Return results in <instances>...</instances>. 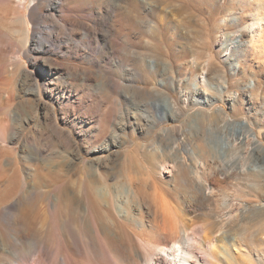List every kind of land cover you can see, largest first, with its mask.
<instances>
[{"label":"rangeland","instance_id":"rangeland-1","mask_svg":"<svg viewBox=\"0 0 264 264\" xmlns=\"http://www.w3.org/2000/svg\"><path fill=\"white\" fill-rule=\"evenodd\" d=\"M33 2L0 0V68L13 67L18 56L24 64L15 65L16 77L0 73V264H35L32 240L44 253L40 258L45 263L47 250L59 264H103L99 240L120 245L126 254L140 249L130 233L145 238L153 233L140 230L130 218L103 210L91 187L110 189L114 201L132 209L137 205L135 189L146 203L153 201L151 192L165 190L173 204L186 205L193 193L190 169L160 174L157 167V148L167 144L188 146L203 139L217 143L227 135L242 138L254 130L257 141L251 140L240 156L231 159H245L246 167L254 166L257 173H229L212 186L210 208L222 212L233 203L234 213H240L241 206L247 211L260 204L264 41L251 46L240 42L238 19L248 30L244 38L250 39L254 21L264 22V0H122L116 5L110 0H73L70 5L78 6L76 12L55 17L46 15L50 0H43L42 24L78 45L70 55L32 52L31 24L28 43L21 46L23 34L14 6L24 3L28 14ZM72 20L86 23L93 32L71 25ZM43 57L56 60L62 71L75 68L77 75L62 73L58 84L52 80L48 89L43 88L39 64ZM235 60L238 70L233 68ZM202 75L212 82L227 77L223 99L215 103L227 113L223 137L217 127L224 123L221 117L198 116L196 107L183 103L188 81ZM255 77L262 81L260 87L247 90L244 85ZM236 92L243 104L233 110L227 97ZM167 95L176 99L174 115L169 113ZM161 107L167 112L162 113ZM131 178L135 186L129 191ZM152 178L153 185L148 184ZM68 195L76 200L68 201ZM80 202L88 208L86 216L78 210ZM202 213L199 219L183 218L190 224L188 232L198 223L219 227L214 217ZM236 216L223 229L224 239L217 241L225 249L215 247L222 255L216 262L257 264L255 258L264 250V212L248 210ZM94 220L100 227L98 238L89 230ZM194 248L204 253L197 245ZM140 250L165 256L158 249Z\"/></svg>","mask_w":264,"mask_h":264},{"label":"bare ground","instance_id":"bare-ground-1","mask_svg":"<svg viewBox=\"0 0 264 264\" xmlns=\"http://www.w3.org/2000/svg\"><path fill=\"white\" fill-rule=\"evenodd\" d=\"M32 1L34 2L30 6L28 14L26 13V6L24 5V3H19V4L17 3L14 6L15 8L14 13L16 12L14 17L15 20H18L21 23L20 26L21 30L19 31H21L23 34V36H21L23 38V39L21 38L23 40L22 42L23 45L21 44L20 45L23 46V48L27 45L29 33H30L29 24H31L33 27V32H32L33 39L31 44L32 52H37V53L60 52L61 54L64 55H70L75 53V48L78 45H75L74 43H70L68 40L64 41L62 37L55 32V29L53 27H50L47 24L44 25L42 24V22L44 21V16L46 15L52 17L53 16L55 17L57 15L64 16L71 12H76L77 11L76 7L78 6L77 5L73 6V4L70 5L73 0H50V2L47 4L48 11L46 15H44V13L40 11L43 5V0H32ZM118 1H122V0H110V3H114V5H116ZM78 5H82V4L79 3ZM107 15H110V12H108ZM238 21L242 26V28L239 30V36H238L240 42L242 43L246 42L249 46H251L255 42L261 43V41H264V22L262 20L254 21L253 25L249 29L250 39L244 38L248 33V30L246 31L245 27L243 26L244 21L241 19H238ZM70 24L74 26L77 25L81 26V28L88 31L89 34L93 32L92 28L89 25H87L84 22H79V20H74V21L72 20ZM69 37H73L72 33L69 34ZM35 58L37 59H35L34 62L38 64L37 61H39L40 59L38 57ZM41 60L42 62H40L39 64L41 65L42 68L41 83L43 88L48 89L49 84L52 82V80L55 83H57L62 73L70 77H75L77 75L75 68H72L67 72L62 71L61 69H57L59 68L57 66L59 64H57L56 60L50 57L49 58L43 57V59ZM21 62H22L21 58L20 56H18L16 58L15 65L19 63L20 64L19 67L21 65L24 66V64ZM234 63L236 64H234L233 68L236 70L240 66L238 61L235 60ZM15 65L13 67L10 66H7L5 68L1 67L0 73L3 70L4 74H9L10 76L12 75L14 76L16 74L15 70L17 68V67L14 68ZM55 73L57 76H54ZM252 74H255V72ZM226 78L227 77H223L221 81L212 82L204 75H202L201 78L196 77L195 79L188 81L187 83L188 90L187 92H183L182 94V96L184 97L183 98L184 105L186 104L187 108L196 107V113L198 114V116L210 114L212 116L215 117L219 116L222 118L221 119L222 123L224 122L225 124L223 123V125H219V126L217 125L220 132H222V134L224 133L223 135L220 134L222 135L221 137L226 135L225 132L227 129V120L226 119L224 120V117L225 115H227V113L223 106H221L220 108H215V103L218 100L223 99L222 98L223 94H225L228 88V81ZM252 79L253 80H250L251 82H249L246 86L244 85V87L247 90H253L260 87L262 81L258 80L256 77ZM64 83L65 81H63V84ZM66 83L64 86H66ZM37 90H38V84H37ZM170 97H171L170 95H167L166 101H167V105L169 106V113L174 115L175 109H177L175 106L176 99H173L171 101ZM227 101L231 104V108L233 110L236 108V106L243 104V100H241L240 94L238 92L228 94ZM159 106L162 105L159 104ZM161 109H162V113L167 112L166 108L161 107ZM145 116L147 117V121H148L149 117L147 115ZM202 136L204 137V134H202ZM257 139H258V135L254 130H252L251 133H247L242 138L231 137V135L230 137H228L227 135L226 138L225 137L222 138V140L220 142L217 141V143H212L211 141L203 139L202 140L203 143L201 144L199 142L198 144H192V145L190 144L188 146H184V145L182 146L178 142L175 144H169V145L167 144L161 149L160 147L157 148V150H159L158 152H160L159 153L160 158L157 156L159 158V160H157V167L160 170V174H163V172H168L170 174L176 170L179 171V170L190 169L189 172H191L192 176L189 177V185H191L193 189V193L191 195L190 200L186 203V205H181L182 207L179 206L180 204L179 205H176L177 203L173 204L168 199V195H167L168 193L164 194L165 190L163 192L161 191L158 192L155 190L151 192V194H153L152 197L153 201L151 203H146L142 201L141 198L137 195V190L135 189L132 191V186H135L133 178L129 180L130 189L128 187L127 188L129 189V191H132V193H134L133 195H135L137 199V205L134 209L129 207H124L123 201H117V200L114 201L113 200L114 194L111 192L110 189L104 190L103 187H102L103 189H100L96 186H92L91 187L92 195L99 204V206L103 208V210L114 211L118 213V216H125L127 219L130 218L131 220H134L135 223H137V225L139 226L138 228H140V230L142 231L149 230L151 231V234L153 233V236L151 238H145L141 236L138 232H131L130 237L132 241L138 246V248L141 249V247H143L148 251L149 249L150 250L158 249L159 251L163 252L165 255L162 256L158 252H155L153 254L151 253L150 255L149 254L146 255L140 249L136 250V248L134 252H131L130 254H126L120 245L114 243L111 244L107 241L101 242L98 239L99 240L98 243L100 247V258L103 261V264H118V261L121 260H123L126 264H139L140 262H143L145 264H218L216 261L218 260V257H221L222 255L220 252H219L220 254L216 253L215 247L218 246L216 245L218 239L222 238L220 240H223L224 236L226 235L227 230H223V229L225 228V226H227L226 224L228 223V220L236 215L239 216L241 212L244 214L248 210L250 212H255V211L264 212V187H263V192L261 193V201L259 205L251 206V207L249 206V209L247 211H244L243 210L244 206H241V208L239 209L240 213L237 212V210L236 213H234L235 205L233 203H231V205L227 203L228 209L225 207L226 210H222V212L210 208V204L212 202L211 196H213V191H214L212 186L217 185L221 181V179L226 178L229 173H236V174L244 173L247 175L257 173V170L254 169L255 168L254 166L246 167L245 159L241 157H237L235 161H232L231 159L233 156L241 154L240 151L242 150V148L248 146L251 140L257 141ZM245 154L243 155L244 158L247 157L245 156ZM192 162L194 163L192 164ZM200 172H202L203 175ZM186 179L187 177L184 178V181L185 183L188 184V181H186ZM199 179L200 180L202 179V181H200ZM152 180L153 178L151 179V181H148L149 182L148 184L153 185ZM67 199L68 201H73L74 199L76 200V198L69 195L67 196ZM238 204L240 205V203ZM77 206L79 212H81L84 216H86L88 212V208L86 204L80 202L77 203ZM203 211L207 212L210 216L214 217L215 218L214 221L217 220V222L214 224H217L219 227L210 228L209 223H198L197 225H194L192 227L190 226L191 228L190 231L188 232L189 230L188 228L190 224L186 223L187 219L184 220L185 221L184 222L183 218L186 216L188 217L196 216L199 219V216L203 214L202 213ZM122 219H124V217H122ZM216 226L214 225V227ZM89 230L91 233L95 235L96 238H98L100 227L98 226V223L95 220L90 222ZM163 231H165L166 233L165 235L161 234L163 233ZM31 244L34 246L33 250L35 257L32 260L35 264H59L58 258L55 255L52 258H50V256H48L47 254L48 253L47 250H46V263L43 262L40 258V255L41 254L44 255V253H42V251L39 249L35 241L32 240ZM195 245H197L204 252L202 255L198 254L195 251L194 248ZM218 247L222 251H224L225 249L223 245ZM260 254H259L260 255L259 258H255L256 259L255 261L257 262V264H264V250Z\"/></svg>","mask_w":264,"mask_h":264}]
</instances>
